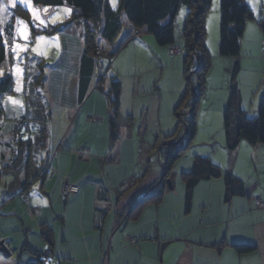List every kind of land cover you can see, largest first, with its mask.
I'll use <instances>...</instances> for the list:
<instances>
[{
  "label": "crops",
  "instance_id": "1",
  "mask_svg": "<svg viewBox=\"0 0 264 264\" xmlns=\"http://www.w3.org/2000/svg\"><path fill=\"white\" fill-rule=\"evenodd\" d=\"M248 2L254 21L245 26L240 50L241 54L244 50L247 60L239 63L238 72L241 68L251 70L264 86V37L257 25L260 19L255 5ZM263 3L264 0L262 6ZM53 9L51 12L56 14ZM70 15L68 20L73 12ZM58 20L55 24L62 26ZM219 23V12L207 15L205 45L212 50L209 55L213 52L210 71L216 63L229 59L218 55ZM131 31L124 23L117 47ZM58 33L69 44L60 58H53L56 64L45 65L53 72L46 75L42 71L43 94L32 88L31 111H27L31 114L23 117L22 102L13 106L8 95L0 96L3 114L12 122L9 141L0 142V182L3 176L24 174V178H17L10 185L5 181L4 188H0V243L11 253L8 259L0 254V264H41L37 254L47 251L48 262L42 264H264V144L250 146L240 141L237 149L231 151L224 139L221 156H181L165 177L169 151L166 147L175 143V110L186 89L183 80L179 93L161 110L159 95L156 97L153 91L155 79L150 82V92L139 77L140 71L119 79L118 139L111 144V109L105 94L96 89L99 78L92 79L85 99L79 102L83 21H72ZM150 43L147 40L151 53L160 54L169 60L171 68L183 71L179 57L170 59L167 48L156 51L155 42ZM99 45L103 54L116 50L109 43ZM10 55L7 50L6 62ZM33 60L44 61L37 57ZM124 65L127 63L121 64V70ZM29 69L22 80L25 90L31 79L41 74L34 65ZM60 69L64 70L63 75L58 73ZM131 69L140 68L134 63ZM121 70L117 71L119 77ZM68 75L72 79L67 81L71 84L67 94L63 82ZM103 89L104 93L109 91L107 78ZM157 90L160 93V88ZM25 96L22 99L26 102ZM148 96H155L152 107L142 101ZM239 96V108L245 116L256 117L264 93L260 99H250L248 105L241 93ZM5 99L8 103L3 105ZM53 102H60L59 111H54ZM22 119L28 127L25 135V127L19 125ZM19 137L29 147L20 150ZM17 148L20 154L16 160L24 151L33 152L31 160L20 168L13 162ZM241 149H245L244 158L238 162ZM196 158L208 159L223 173L241 181L244 194L226 201L225 183L216 179L197 184L187 202L185 178ZM43 169L45 175H41ZM63 182L77 186L79 192L62 199ZM156 191L161 192L158 200L154 198ZM20 194L27 196L26 203L20 201ZM256 201L260 203L258 207ZM42 233L50 234L49 241ZM239 245L254 247V251L239 254L234 248Z\"/></svg>",
  "mask_w": 264,
  "mask_h": 264
},
{
  "label": "trees",
  "instance_id": "2",
  "mask_svg": "<svg viewBox=\"0 0 264 264\" xmlns=\"http://www.w3.org/2000/svg\"><path fill=\"white\" fill-rule=\"evenodd\" d=\"M31 1L35 7L51 9L69 7L73 12L71 20L64 22L62 26L50 27L49 30L44 31L45 34L61 32L66 28V25L72 21H83L84 53L80 60L79 69V102L82 103L85 99L92 79L99 78L98 80L100 82L97 83L96 89L105 94L111 109V119L109 121L111 144H114L118 139L116 121L119 118L121 82L118 76L111 77L108 79L109 91L104 93L103 84L106 76L101 74L100 60H105L106 57L111 59L114 57L117 50H112V52L108 54H103L99 50V44L101 42L109 43L112 44L113 47L114 41L123 31L124 23L127 24L128 28L132 31L127 37L125 36L123 38L122 46L129 43L132 36L138 37L139 35L146 34L153 38V41L158 47L167 48L169 57H175L169 55V50L173 48H178L180 50L179 55L184 53L183 70L184 77L188 84H186L183 97L175 110V116H177L178 111L184 106L185 99L190 93V79L187 78V75L190 73L192 67L196 69L195 74L200 81L201 87L205 82L204 77L211 64V57L205 45V22L207 13L212 5V0H119L116 10L110 7L108 0ZM262 7L264 9V3ZM181 8H185L187 11L186 21L182 29V37L184 39L183 50L180 47L174 46V26L176 17ZM219 12L218 55L221 58L236 59L240 54V43L245 26L248 22L254 21V17L244 0H219ZM257 25L264 37V21L260 20ZM97 50L100 56L96 55ZM6 59L7 49L4 44V38L0 35V67L3 66ZM238 71L239 66L235 64L232 71L234 79ZM98 72L100 73L98 74ZM40 73V76L37 77V83L42 85L43 72L41 71ZM103 76L105 77L104 79ZM234 79L229 87V95L223 119L226 146L231 151L237 149L240 141H244L250 146L264 144V99H262L258 105L257 116L254 119H247L244 112L239 108L240 96L234 84ZM13 87L14 83L11 76L4 75V77L0 79V96L11 94L13 92ZM199 95L200 94H193L195 100L199 98ZM193 110L194 107L190 114H192ZM192 117L194 118V115H192ZM177 118L179 120L178 125L182 123L183 127L186 129L185 138L187 139L186 142L189 144L196 134L195 122L193 120L183 122L180 116ZM19 125L20 127L21 125L25 127L21 129L24 135L27 134L28 127L27 125L25 126L24 119L21 120ZM175 136L176 134H173V137ZM18 140L20 150L23 146L26 148L29 147L27 141V143L24 142L20 137ZM166 148H168V146ZM185 148H187V146H180L179 148L169 146V151L166 154L165 177L171 167L181 158L182 153L186 150ZM44 173L45 170L43 169L41 175ZM216 179H223L225 183L226 201H230L233 196L244 194V187L241 181L229 174L223 173L220 168L212 164L208 159L196 158L192 170L189 174H186L185 178L187 202H189L191 193L197 184ZM63 183L72 185L68 182ZM154 194L155 200H158L161 196L160 191H156ZM23 196L27 198L25 194H20V201L26 203L28 198L24 201L22 199ZM70 196L63 197L61 195V198L67 199ZM42 236L45 238V241H49V233H42ZM234 248L239 254H247L254 251V247L244 245L234 246ZM48 253L49 251L38 253V263H47Z\"/></svg>",
  "mask_w": 264,
  "mask_h": 264
},
{
  "label": "rangeland",
  "instance_id": "3",
  "mask_svg": "<svg viewBox=\"0 0 264 264\" xmlns=\"http://www.w3.org/2000/svg\"><path fill=\"white\" fill-rule=\"evenodd\" d=\"M215 1L216 0H212V5L207 15L215 11L219 12V0L217 2ZM244 1L248 6L252 16L254 17V12L249 7L248 0ZM249 1H252L255 5V12L257 13L259 19L264 21V11L261 5L262 0ZM108 2L110 7L113 10H116L119 0H108ZM0 7L6 9V11L0 12V35L4 38L6 49L11 53L9 60L0 67V79L3 78L4 75L11 76L14 83V89L13 93L8 95L6 98L8 100L9 98L12 100L13 106H16L17 104L19 106L22 102L24 106L23 117L27 118L28 115L31 114V112L27 113V111L28 109L31 111L29 97L32 88L35 87L40 95L43 94V90L41 88L42 85L37 83V79H31L28 86L26 87V90L23 88L22 80L25 76V71H27V68L31 69L32 65H34V67L38 68L39 72L43 71L46 75L53 72V68L47 69L45 65H47V63L49 66H51L53 63L56 64L53 58H60L63 54V48L65 50V46H67L69 43L66 42V39H62L61 33L57 32L45 34L44 31L49 30L50 27H57L55 24L57 23V18L60 19L58 20L59 24L68 21V19L71 17L70 14L72 13V10L69 7H67L68 9H62L63 7L54 8L53 10H56L55 12H57L54 14L51 12V8L35 7L31 0H28L27 6L19 3L18 0L16 3H13V0H0ZM67 12L69 13L67 14ZM186 16V9L181 8L176 17L174 26V46L180 47L182 50L184 49L182 29L186 21ZM18 21H22L23 23H18ZM49 25L50 27H48ZM127 36L128 35H126V37ZM37 37H43L44 39L38 41ZM120 39L121 36L115 42L114 48H116L117 51L115 52L114 57L111 59L106 57L105 60H100L101 74L105 75L108 80L111 77L117 76V71L120 72L122 63H127V65H124L123 69L121 70V76H118V79L125 80L126 78L131 77V75L134 73H139L138 71H140L139 77L144 81V83H147L146 91L148 92L151 91L150 82L155 79L154 83H156V89H153V91L156 97L159 95L157 100L160 102L161 105L159 104V107L162 110L164 105L170 102V99L175 96V93H179L177 90L180 88L179 84H182V80L184 89L185 84H188L186 78L184 77V70L182 71V68L181 70L173 69L170 66L169 60H164L160 54L157 55L154 52H152V54L151 49L147 46V40H150V44H153L154 41L152 37L146 34L139 35L138 37L132 36L129 43H126L123 46L121 45L122 47H117ZM154 46V50L156 51L161 49V47H158L157 45ZM114 48L112 47V49ZM208 51V53H210L212 50L210 51L208 48ZM212 55L213 52L210 54L211 58H213ZM244 55H246L244 50L242 51V54L240 50V54L235 59V61L230 60L229 58L226 61H222L226 63H216L213 71H207L204 77L205 82L202 87L198 77L195 74V67L191 68L190 73L187 75V78L190 79V93L185 99L184 106L178 111L177 116L174 117L175 125L173 129H175L177 132L176 136L172 138L174 139L172 141L177 142L184 135L183 124L181 123L178 125V116L182 118L183 122H189L193 120L196 123L197 131L193 141L189 144L186 142L187 139L183 137V147H186L188 144V148H185L186 150L182 153V158L183 156L186 158H192L195 153L196 155H200L202 157L208 156L210 154L213 158L214 156L219 157L221 154H223V150L221 149V143L224 142L225 139L223 119L229 95V87L234 79L232 76V71L236 63L239 66V63L241 65L242 62L247 60V56L245 57ZM36 57L42 58L44 61L38 60L36 63V61L33 60ZM175 57L180 58L182 65L184 53L181 56L178 55ZM173 58L174 57H170V59ZM134 63L135 65L139 66L140 69L135 71L132 70L131 65ZM227 64L228 66L226 67ZM61 72L63 75L64 70L60 69L58 73ZM236 76L237 77L234 79V84L238 91H241L239 93H241L243 99H247L246 105H248L250 99L254 97L257 99L261 98L264 93V86L261 85L262 80L256 75V73L246 68H241L240 73L238 72V75ZM64 79L65 80L63 84L66 86V88L64 85L63 88L66 89L68 94L70 92L71 84H67V81L72 79V75H68ZM157 88H160V93ZM194 93L197 95L200 94L197 100H195V96H193ZM22 95L27 98L26 102L22 99ZM154 97H144L145 99L142 101L145 100V105H150V107H152L153 101H155ZM151 98H153V100ZM7 99L3 101V105L8 103ZM1 102L2 101L0 99V103ZM59 103L60 102H53L55 109L54 111H59L61 109V107L58 106ZM193 107L194 110L192 114H190V111H192ZM186 111H188L187 114H185ZM149 114L151 116L153 112L150 111ZM192 115H194V118ZM254 117L255 116L251 115L248 117L246 116L247 119H253ZM26 122H28V120H26ZM11 125L12 122H10V119L6 118L5 113L3 114V106H0V142L9 141V134L12 129L10 127ZM215 141L220 144H215ZM243 152H245V149H241L240 155L238 156V162H241L244 158ZM8 153H10V151ZM32 153L33 152L30 149L24 151L22 156L16 160V157L19 156L17 148L15 151V160L13 162L17 163L18 168H20L22 167V164L31 160L30 158ZM184 160L185 159H182V162ZM20 177L24 178V174L22 173L21 175L14 174L3 176L0 182V188H4L5 181H7L6 183L10 185ZM35 192H37V187H34V193Z\"/></svg>",
  "mask_w": 264,
  "mask_h": 264
},
{
  "label": "built area",
  "instance_id": "4",
  "mask_svg": "<svg viewBox=\"0 0 264 264\" xmlns=\"http://www.w3.org/2000/svg\"><path fill=\"white\" fill-rule=\"evenodd\" d=\"M180 54V50L178 48H173L171 50H169V55L170 56H176V55H179ZM96 55L97 56H100V53L99 51L97 50L96 51ZM78 192V188L76 186H73V185H67L65 183L62 184L61 186V189H60V194L63 196V197H68L72 194H76ZM22 199L24 201L27 200V198L25 196L22 197ZM260 205L259 201H256V206L258 207ZM131 243H134V240H130Z\"/></svg>",
  "mask_w": 264,
  "mask_h": 264
},
{
  "label": "water",
  "instance_id": "5",
  "mask_svg": "<svg viewBox=\"0 0 264 264\" xmlns=\"http://www.w3.org/2000/svg\"><path fill=\"white\" fill-rule=\"evenodd\" d=\"M185 134H186V129L184 128V135L177 142L170 144V147L174 148L177 145L181 144L183 142V139H184L183 137H185ZM168 147H169V145H168ZM163 177L164 176H162V178ZM0 254L2 255L3 258H6V259L10 258V256H11V253L7 250V248L3 245L2 242L0 243Z\"/></svg>",
  "mask_w": 264,
  "mask_h": 264
},
{
  "label": "snow or ice",
  "instance_id": "6",
  "mask_svg": "<svg viewBox=\"0 0 264 264\" xmlns=\"http://www.w3.org/2000/svg\"><path fill=\"white\" fill-rule=\"evenodd\" d=\"M16 2H17V0H13V3H16ZM18 2L24 4L25 6H27V4H28V0H18ZM4 11H6V9L3 7H0V12H4ZM18 23H23V22L18 21ZM42 39H44V38L43 37H37L38 41L42 40Z\"/></svg>",
  "mask_w": 264,
  "mask_h": 264
},
{
  "label": "flooded vegetation",
  "instance_id": "7",
  "mask_svg": "<svg viewBox=\"0 0 264 264\" xmlns=\"http://www.w3.org/2000/svg\"><path fill=\"white\" fill-rule=\"evenodd\" d=\"M182 144L177 145L175 148H179Z\"/></svg>",
  "mask_w": 264,
  "mask_h": 264
}]
</instances>
